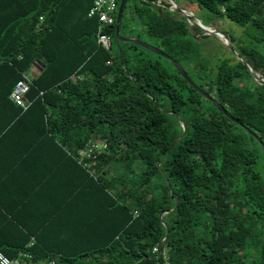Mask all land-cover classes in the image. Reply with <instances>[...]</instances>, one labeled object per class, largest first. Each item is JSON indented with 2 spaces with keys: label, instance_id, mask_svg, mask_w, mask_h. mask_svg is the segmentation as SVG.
<instances>
[{
  "label": "trees",
  "instance_id": "16d2710c",
  "mask_svg": "<svg viewBox=\"0 0 264 264\" xmlns=\"http://www.w3.org/2000/svg\"><path fill=\"white\" fill-rule=\"evenodd\" d=\"M93 1L0 0V140L40 134L33 147L47 137L74 158L90 140L108 146L96 175L82 167L95 200L66 248H39L37 239L0 252L34 264H264L262 147L164 58L131 43L120 44V58L116 24L107 31L112 50L99 45ZM195 2L245 28L230 39L264 74V0ZM157 3L129 0L121 35L157 41L264 143V85L237 58L205 59L186 20ZM34 69L24 110L10 96Z\"/></svg>",
  "mask_w": 264,
  "mask_h": 264
},
{
  "label": "crops",
  "instance_id": "0c3cea01",
  "mask_svg": "<svg viewBox=\"0 0 264 264\" xmlns=\"http://www.w3.org/2000/svg\"><path fill=\"white\" fill-rule=\"evenodd\" d=\"M32 74H38L37 70ZM38 137L40 134H9L0 140L2 251L30 248L37 239L45 243L37 244L39 248H66L77 236L81 220L89 218V211L83 210L95 200L94 181L84 191L91 182L78 153L72 157L47 137L33 147Z\"/></svg>",
  "mask_w": 264,
  "mask_h": 264
},
{
  "label": "built area",
  "instance_id": "2783aa9c",
  "mask_svg": "<svg viewBox=\"0 0 264 264\" xmlns=\"http://www.w3.org/2000/svg\"><path fill=\"white\" fill-rule=\"evenodd\" d=\"M119 0H94L91 11L89 12V17L98 18L99 21V34L98 43L105 50H112V37L107 33L108 29L115 26L117 22V12H118ZM110 64V62H108ZM33 74L28 73L24 75V79L19 81L11 93V100L15 105L26 110L30 106V102L27 100L26 96L30 91L31 80ZM85 77L72 76V82L83 81ZM108 149L107 142L101 139L90 140L86 148L78 151V156L80 158L81 165L89 170L92 175H96V168L98 167V158L104 154ZM157 249H155L156 251ZM0 264H34L31 261V256L28 254H22L20 257L11 259L4 253L0 252ZM49 264H55L51 262Z\"/></svg>",
  "mask_w": 264,
  "mask_h": 264
},
{
  "label": "water",
  "instance_id": "95a60500",
  "mask_svg": "<svg viewBox=\"0 0 264 264\" xmlns=\"http://www.w3.org/2000/svg\"><path fill=\"white\" fill-rule=\"evenodd\" d=\"M170 2V6H164L162 2H158L157 5L164 7L170 12L173 13H178L182 15V17L191 25L192 28H197L200 31H202L206 36H215L218 39L222 40L224 45L228 47V49L232 52V54L239 60L241 61L251 74L253 80L258 83L259 85H264V78L256 72L252 66L237 52L235 49L231 39L224 33H221L215 29H212L211 27H208L202 23L201 20L199 19H193V13L188 12L178 6L175 0H168ZM129 0H121L120 7L118 9V14H117V22H116V33H115V41L116 45L118 47L119 55L120 58L122 56L121 54V49H120V44L121 43H131L135 44L161 58H164L167 60L169 63H171L174 68L181 74V76L195 89L197 90L200 94H202L207 100H209L219 112L223 113L225 117H227L230 121L233 123L237 124L238 126L242 127L251 137H253L262 147L263 149V154H264V143L262 140L258 137L257 134L252 132L250 129H248L246 126H244L238 119L234 118L221 104H219L214 98H212L210 95L204 93L201 88H199L194 81L189 77L183 66L178 63L175 59H173L171 56H169L167 53H165L161 48L157 46L150 45L140 39L136 38H127L121 35V29H122V23H123V15L124 11L128 5ZM157 106V103H156ZM184 128V133L186 132V127L183 125ZM181 140V138L177 139L175 143L173 144L172 148ZM167 232H168V227H166ZM165 240V239H164ZM163 240V241H164ZM163 243V242H162Z\"/></svg>",
  "mask_w": 264,
  "mask_h": 264
},
{
  "label": "rangeland",
  "instance_id": "374dc122",
  "mask_svg": "<svg viewBox=\"0 0 264 264\" xmlns=\"http://www.w3.org/2000/svg\"><path fill=\"white\" fill-rule=\"evenodd\" d=\"M162 2L164 6H170V2L168 0H158V2ZM178 6L188 12L193 13L194 18L193 19H199L202 21V23L208 27H211L212 29H215L221 33L226 34L229 38H239L243 36V31L245 30L244 27L239 26L237 23L227 19V18H216L214 15H212L210 12H208L206 9L201 8L195 0H175ZM161 7V6H160ZM163 8V7H162ZM173 16L175 19H181L183 18L182 15L178 13H174ZM187 25L190 28V34L193 37L194 41L199 44L200 51L202 56L205 59L210 60L213 64H216L217 60L222 58H229L233 59L236 58L232 52L224 45L222 40L218 39L215 36H206L202 31L198 32L194 28L191 27V25L186 21ZM130 28V27H129ZM142 41L155 46L157 44V41L148 39L142 35ZM238 40V39H237ZM234 47L237 48L236 45ZM117 49L116 41H114V50ZM163 50V48H161ZM164 51V50H163ZM165 52V51H164ZM144 55L149 56L151 59H156L154 54H150L147 52H144ZM161 64L169 71L171 72V66L168 62H166L164 59H160ZM184 64V63H183ZM215 67V66H214ZM186 68V66H185ZM263 78L264 74L261 72H258ZM207 103H205V106ZM258 171L261 173L263 180H264V161L260 159L259 165H258ZM39 264H48V262H42Z\"/></svg>",
  "mask_w": 264,
  "mask_h": 264
},
{
  "label": "flooded vegetation",
  "instance_id": "af4514ba",
  "mask_svg": "<svg viewBox=\"0 0 264 264\" xmlns=\"http://www.w3.org/2000/svg\"><path fill=\"white\" fill-rule=\"evenodd\" d=\"M164 8V7H163Z\"/></svg>",
  "mask_w": 264,
  "mask_h": 264
}]
</instances>
